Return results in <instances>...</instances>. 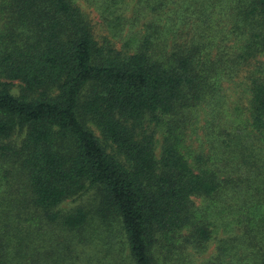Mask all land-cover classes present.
Wrapping results in <instances>:
<instances>
[{
    "label": "trees",
    "instance_id": "obj_1",
    "mask_svg": "<svg viewBox=\"0 0 264 264\" xmlns=\"http://www.w3.org/2000/svg\"><path fill=\"white\" fill-rule=\"evenodd\" d=\"M212 244L264 264V0H0V264Z\"/></svg>",
    "mask_w": 264,
    "mask_h": 264
},
{
    "label": "rangeland",
    "instance_id": "obj_2",
    "mask_svg": "<svg viewBox=\"0 0 264 264\" xmlns=\"http://www.w3.org/2000/svg\"><path fill=\"white\" fill-rule=\"evenodd\" d=\"M78 4L81 5L83 9H86L87 11H89L91 13V16H92L93 19H95V20L98 19L97 12L94 10L92 5L89 6L84 1H79ZM95 133H97V132H95ZM92 195H96L95 191L90 190V192L86 193L83 196V198H82L83 201L80 200V201H77L76 203L73 202V201H69V202L64 203L62 208L65 211V210H68V209L74 207L77 204H81L82 202H84L85 206H87V205H89L90 200L93 198ZM92 226L93 227L89 226L90 232H88L89 235H91V236L93 235L92 237H96L97 238V234L96 233H100V231L103 230V233H100V237H98V240H101L102 237H103L102 234L107 233V231L113 232V231H116V230H118L120 228L119 227V222L117 220H115V219L113 220L112 218L108 219V221H105V225L104 224L100 225L99 223L94 222ZM102 226L105 229H102ZM58 233H59V238L58 237L57 238L54 237V239L55 240L57 239V241H62L60 239V236L63 234V232L61 233V232L58 231ZM122 240H123L122 238L118 237L119 247H120V241H121V243L123 242ZM123 247H124V245H123ZM214 250H215V244H212L209 247V249L207 250V252L200 259L199 258L197 259V263L198 264H207L209 259L212 258V255L214 254Z\"/></svg>",
    "mask_w": 264,
    "mask_h": 264
}]
</instances>
